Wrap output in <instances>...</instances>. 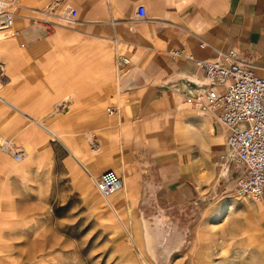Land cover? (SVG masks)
Listing matches in <instances>:
<instances>
[{
	"label": "crops",
	"instance_id": "obj_1",
	"mask_svg": "<svg viewBox=\"0 0 264 264\" xmlns=\"http://www.w3.org/2000/svg\"><path fill=\"white\" fill-rule=\"evenodd\" d=\"M46 1L28 0L30 6L39 8ZM66 3L77 10L73 24L56 25L48 31L30 19L32 7L25 6L16 21L17 33L1 38L0 75H8L9 88L0 95L9 98L15 108L0 96L5 105L0 106V120L9 114L2 126L10 124L8 132L15 140L36 146L47 132L31 119L56 135L44 122L56 127L47 121L53 108L52 115L66 108L63 102L56 104L64 97L72 96L73 105L88 103L90 111H95L99 94L100 99L111 100L115 92L136 90L129 110L113 106L117 113L111 115H117L118 122L105 129L107 137L120 146V164L128 169L123 176L124 192L115 196L117 204L113 205L134 225L135 242L153 264H207V235L203 231L200 237L197 228L225 214L226 202L239 195L245 169L236 160L225 159L231 130L212 112L186 98L193 84L205 79L197 60H212L231 50L264 78V0ZM139 5L147 9L146 18L140 20L136 18ZM115 44L128 48L135 59L131 77H138L131 78V83L119 79L114 88ZM99 47L111 57L105 71ZM175 51L179 53L174 55ZM134 83L133 89L130 84ZM118 101H123L120 95ZM31 113L40 120L30 117ZM183 125L185 146L179 142ZM31 127L42 133L40 142L24 136ZM194 144L204 149L200 157ZM24 157L23 151L21 160H14L22 162ZM240 206L245 211L257 206L264 213V196L258 203L242 202ZM262 233L264 237V224Z\"/></svg>",
	"mask_w": 264,
	"mask_h": 264
},
{
	"label": "rangeland",
	"instance_id": "obj_2",
	"mask_svg": "<svg viewBox=\"0 0 264 264\" xmlns=\"http://www.w3.org/2000/svg\"><path fill=\"white\" fill-rule=\"evenodd\" d=\"M53 1L47 0L40 8L30 6L28 0L22 3L24 7L43 9ZM11 36L0 32V40ZM98 49L104 67L111 57L105 48ZM113 49L117 74L114 88L119 79L130 83L137 80L138 75L131 77L135 59L128 48L115 44ZM120 54L130 63L119 67ZM107 69L105 66L104 71ZM8 81V75H0V94L8 90ZM130 86L134 89L135 83ZM119 95L122 102L118 101ZM135 95L136 90L115 92L111 100H103L99 94L95 111H90L88 103L73 105L72 96L64 97L56 104L63 102L66 108L52 115L53 108L47 121L56 127L44 122L56 135L30 118L32 124L47 132L42 130L45 139L36 146L27 140H15L8 132L10 124L2 126L9 114L0 120V144L12 138L25 152L23 161L17 162L0 147V264H153L135 242L134 225L126 221L127 215L119 206L116 210L113 205L117 204L115 196L124 191L107 200L96 188V179L105 170H115L122 179L128 170L120 164V146L107 137L105 129L118 122L117 115H111L108 108L126 106L129 110ZM0 96L7 106L15 109L10 106L9 98ZM0 106L5 105L0 101ZM29 116L39 119L34 113ZM23 134L33 136L38 142L43 138L37 127ZM179 142L181 146L186 144L184 125ZM194 145L200 157L204 149ZM258 200L237 195L226 202L224 215L197 228L200 237L203 231L207 235L204 238L209 243L207 264H264L263 209L256 206L245 211L240 206L242 202L258 203ZM213 223L218 225L214 227Z\"/></svg>",
	"mask_w": 264,
	"mask_h": 264
},
{
	"label": "built area",
	"instance_id": "obj_3",
	"mask_svg": "<svg viewBox=\"0 0 264 264\" xmlns=\"http://www.w3.org/2000/svg\"><path fill=\"white\" fill-rule=\"evenodd\" d=\"M23 0H0V32L11 35L15 29ZM30 10V19L42 24L50 31L56 25H71L76 21L77 10L66 0H54L46 8ZM147 9L139 5L136 18L144 19ZM205 46L204 43L201 44ZM179 51L173 54L177 55ZM119 67L130 60L118 55ZM197 65L205 72L204 82H193L187 95V102L202 110L212 112L216 120L231 130L225 159L236 160L245 169V176L238 185V194L248 199L264 196V78L257 76L251 64L236 50L212 60H197ZM116 114L114 107L108 108ZM15 160L22 158V150L12 139H4L0 144ZM96 188L102 197L109 200L124 188V182L113 169L105 170L96 179Z\"/></svg>",
	"mask_w": 264,
	"mask_h": 264
},
{
	"label": "bare ground",
	"instance_id": "obj_4",
	"mask_svg": "<svg viewBox=\"0 0 264 264\" xmlns=\"http://www.w3.org/2000/svg\"><path fill=\"white\" fill-rule=\"evenodd\" d=\"M4 102V101H3Z\"/></svg>",
	"mask_w": 264,
	"mask_h": 264
}]
</instances>
